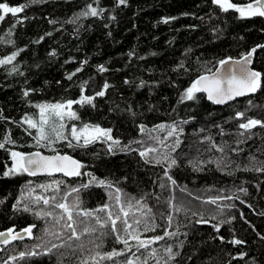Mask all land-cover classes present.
I'll return each instance as SVG.
<instances>
[{
    "label": "trees",
    "instance_id": "trees-1",
    "mask_svg": "<svg viewBox=\"0 0 264 264\" xmlns=\"http://www.w3.org/2000/svg\"><path fill=\"white\" fill-rule=\"evenodd\" d=\"M0 3L25 5L15 15L0 10L4 15L0 60L17 54L10 63L0 64V143L7 136L14 142L0 148V200H5L0 205V232L35 225L30 237L0 246V264H126L129 259L137 264L145 260L147 264H264V172L255 170L264 166L263 16L242 17L231 8L225 11L214 0ZM89 6L98 14L82 15L90 11ZM252 48H256L254 68L261 72V86L253 95L223 106L200 93L192 100L182 98L198 76ZM100 91L105 95L97 96ZM81 96L94 100L72 104L71 110L79 117L69 120L72 125L111 129L113 139L120 143L111 151L112 142L104 139L86 147L61 148L57 153L71 154L85 166L80 176H5L11 164L8 148L33 151L32 135L39 132L41 115L37 106L79 101ZM238 112L244 116L238 117ZM27 118L37 128L25 123ZM249 119L262 124L241 129L239 125ZM161 125L178 127L169 136L170 129L158 130ZM148 148L157 149L149 153L152 162L139 155ZM165 155L168 160L154 162ZM172 159L177 163L169 167ZM92 177L105 184L85 183ZM55 181L61 182L59 188ZM41 185L51 187L46 190ZM72 188L79 192H72L65 201ZM53 196L57 203L70 206L79 198V208L73 212L79 239H69L72 233L62 227L64 221L56 223L53 217L42 215L62 212L53 207ZM37 197L50 203L37 202ZM217 197L221 199L216 204L209 202ZM105 205V211H98ZM121 205L129 213L126 218ZM25 206L30 210L25 211ZM84 211L95 212L102 222L108 219V211L113 218L120 215L116 226L121 236L124 219L132 225L129 231L138 230L141 239L165 232L175 235L139 250L135 240L125 237L131 247L128 251L110 223L101 228L95 216L77 215ZM201 219L208 222H198ZM145 223L155 225V230L145 232ZM84 227L96 231L86 233ZM53 244L58 247L49 252ZM169 247L172 258L166 251ZM152 249H156L154 257ZM113 251L122 254L101 259Z\"/></svg>",
    "mask_w": 264,
    "mask_h": 264
},
{
    "label": "snow or ice",
    "instance_id": "snow-or-ice-1",
    "mask_svg": "<svg viewBox=\"0 0 264 264\" xmlns=\"http://www.w3.org/2000/svg\"><path fill=\"white\" fill-rule=\"evenodd\" d=\"M126 0H120V3L123 4L125 3ZM215 3L221 5V7L227 11L230 8H236V10L240 13V15L243 16H255V15H260L264 16V3L261 2V0H255L256 6L254 7L252 4H248L246 8H237L236 5L231 4L228 2V0H214ZM25 5H21L19 7H11L7 3H0V10L3 11L4 15H7L9 13L15 15L21 11H23V8ZM90 7V6H89ZM97 10L96 8H91L89 12L82 13V15H92L95 16L97 15ZM4 15H0V20L4 19ZM256 51V49H252L251 52H249L247 55H245L242 58V61H236L235 65H239V68H237L235 65L232 67H229L226 71V73L221 74L219 71L211 74H204L198 77L190 87L186 89V92L184 96L182 97L183 99L187 100H192L195 98V94L198 92H206L207 93V98L210 101H213L216 104H223L226 103L227 101L233 100L238 96H244L248 93H255L258 88L261 86V73L258 71H253L248 68V65L251 63V57L252 54ZM54 54V53H53ZM17 54L14 53L11 57H8L4 60H0V64H7L10 63L11 60L15 59V56ZM230 59V58H229ZM221 68H224L225 65L228 64L227 60H222L219 62ZM103 67L101 66V71H104ZM79 71V69H78ZM210 71V70H209ZM75 73H73L74 75ZM71 79V76L68 77ZM108 87L107 84L104 85V88L106 89ZM25 95H28L27 92H25ZM97 96H104L105 92L100 91L96 93ZM94 100V97H89V96H81L79 101H67L66 104H43V105H38L37 107L40 108V123H39V137L37 139V144H39L41 141H47L48 143L44 145L45 147L54 144L57 141H67L68 147L69 148H74V147H86L98 140L104 139L106 141H111L112 143L109 144V151L112 150L113 145H118L120 142L118 140H114L112 135H111V129H104L99 127L98 125H89L85 124L83 127H81L79 130L75 125L71 127V137L72 139L70 140L68 136L64 134V129L65 125L64 124H59L57 126H53L52 128V133L53 136L50 137L46 131H45V125L48 123V117L46 116V112L51 110V112L58 117L60 120H63L65 116H67L69 119H79L77 114L73 111H71V107L73 103H79V104H91L92 101ZM67 109L68 111H65ZM238 117H243L244 113L238 112L237 113ZM25 123H27L31 128H37V123L32 121L30 118H27L25 120ZM258 124H262L261 121L259 120H253L249 119L246 123H242L239 125L241 129H251L255 127ZM160 127H164L161 125ZM175 128L172 129L168 133L169 136L173 135L175 132ZM73 140L75 143H73ZM82 141V142H81ZM5 143H14L10 136L5 137ZM5 143H0V148L5 147ZM179 145V141H177V146ZM54 150V149H53ZM123 150V149H122ZM55 151V150H54ZM157 149L155 148H148L145 151H141L139 155L143 158H145L146 161H148V156L149 153L156 152ZM219 151L223 152L224 149L220 148ZM11 157L14 161L13 166L9 168L4 175L9 176V175H16V174H22V173H27L29 175L35 176L38 173H47L48 175H52L53 173H63L65 176L68 177H73V176H80L82 173L80 169L85 167L80 161L73 159L71 156L68 155H60V154H55L51 156H45L42 155L39 151L34 152V153H22V152H17L13 151L11 152ZM168 160V156L165 155L163 156V159L161 158H156L154 162L156 164H161L164 161ZM152 162V161H148ZM177 161L175 159H172L169 163V167L172 165H176ZM219 166V164H218ZM247 170H252V169H245ZM256 171H261L264 172V166H261L259 168L255 169ZM171 179V177H169ZM56 187L59 188L60 181H55L54 182ZM93 183H98L100 185H104L105 181L103 180H97L95 177H92L89 180V184ZM174 184L175 181H172ZM89 185H82V187H88ZM40 187H43L47 190L48 187H51V185H41ZM163 187V185H161ZM72 192H79L78 188H72L69 193H67L63 199L66 201L67 196L71 195ZM37 202L43 200V203L45 205L50 203L49 199H45L44 197H37ZM51 202L53 203V207L56 209H61L62 212L57 215L53 216V212H44L42 215L44 216H50L53 217V219L56 221V223H60V221H65L66 222L62 225L63 228H66L70 230L72 233V236L69 237V239H72L75 237L76 239H79V236L76 235V227L75 225L77 224L76 219L73 217V212L79 208V198L74 201V203L70 206L66 202H56V197L53 196L50 198ZM221 199L220 197H217L215 199L210 200L209 202L212 204H216L217 200ZM117 202L119 203L120 197H116ZM19 203V202H18ZM133 205L129 202L128 208L131 209ZM108 208V205L103 206L100 208L98 211H105ZM25 211H29L30 209L25 206L24 208ZM176 211H180L179 208L175 209ZM120 212L123 213V217L126 218L128 216V211L125 210L124 206H120ZM36 215H41V213H36ZM77 215H83L84 217H91L95 216V221L96 224L100 225L101 228L107 227L110 223V226L112 228V231L116 233L117 240L118 242H122L125 247L128 249V251H131V247L129 246V239L135 240L137 242V250L139 249H147L150 244L154 243L155 241L158 240H163L164 236H172L175 235V233L171 232H165L164 236H155L151 239H141L140 234L138 230H133L129 231V229L132 228L131 224L127 223V219L123 220V232L124 235L121 236L119 234V231L117 230L116 226V221L121 220L122 217L120 215H116L115 218H113V213L111 211L107 212L108 219L105 221H101V218L99 216L95 215V212L93 211H84L82 213L77 212ZM168 221L169 223L172 220V216H168ZM200 223H207L208 221H205L201 219L198 221ZM83 223V221H81ZM135 224L139 225L140 221L135 220ZM32 227H35V225H32L28 228H25L23 231L27 233L28 235L32 234ZM155 225L149 226L147 223H145L144 226V231H154L155 230ZM215 227V226H214ZM219 229L217 228V231ZM13 229H9L7 233H2L0 232V236H8L11 239H17V238H22L20 237L19 233H16L15 235H12ZM96 231L95 228L93 227H84L83 232H94ZM128 237V238H125ZM221 239H223L221 237ZM4 243L8 242V239H5L3 241ZM232 243L235 244H240L242 241L240 240H234ZM58 245L53 244L51 248H48V251L51 252L52 248H56ZM166 251L169 253V257L172 258V249L169 247L166 249ZM34 254V253H31ZM122 253L113 251L111 253L105 254V256L101 257V259H111L114 256L121 255ZM156 254V249H152L150 255L155 256ZM21 257H23L25 254L21 253ZM97 256L100 254L97 253ZM15 259V257H13ZM93 259H95L93 257ZM98 264V262H97ZM126 264H137L136 260L129 259L126 261ZM144 264H147V261H144ZM159 264V262H157ZM167 264V262H165Z\"/></svg>",
    "mask_w": 264,
    "mask_h": 264
},
{
    "label": "water",
    "instance_id": "water-1",
    "mask_svg": "<svg viewBox=\"0 0 264 264\" xmlns=\"http://www.w3.org/2000/svg\"><path fill=\"white\" fill-rule=\"evenodd\" d=\"M261 2L262 3H264V0H261ZM231 4H234V5H236L237 6V8H246L247 7V5L248 4H252L254 7L256 6V4H255V0H249V1H247V2H243V3H233V2H230ZM21 5H23V4H20V5H17V6H15V7H19V6H21ZM232 10H234V11H236V12H238L237 10H236V8H231ZM239 13V12H238ZM264 17V16H263ZM252 49H256V48H252ZM251 49V50H252ZM251 50L249 51V52H251ZM248 52V53H249ZM248 53H246L245 55H247ZM245 55H243L242 57H239V58H235V57H229V58H226V59H224V60H227L228 61V64L227 65H225L224 66V68H221V66H220V63L217 65V67L213 70V71H211V72H208V73H204V74H211V73H215V72H220L221 74H224V73H226V71H227V69L229 68V67H232L233 65H235V62L236 61H242V58L245 56ZM254 60H255V52L252 54V57H251V63L248 65V68L250 69V70H253V71H258V72H260L259 70H257L256 68H254ZM237 68H239V65H235ZM261 73V72H260ZM204 74H202V75H204ZM201 76V75H200ZM199 77V76H198ZM198 77L196 78V79H198ZM195 79V80H196ZM198 93H200V94H203L205 97H206V99L208 100V98H207V93L206 92H198ZM254 93H248V94H246V95H244V96H238V97H236L235 99H233V100H230V101H227L226 103H223V104H216V103H214L213 101H210V100H208L209 102H211V103H213V104H215V105H217V106H223V105H226V104H228V103H231L232 101H235V100H238V99H243V98H246V97H249V96H251V95H253ZM253 120H255V119H253ZM259 125V124H258ZM13 151H16V150H13ZM38 150H33V151H29V152H25V154H28V153H34V152H37ZM42 155H45V156H51V155H55V154H60V155H68V156H71L73 159H75V160H78L76 157H74L73 155H71V154H68V153H52V154H48V153H44V152H42V151H39ZM79 161V160H78ZM81 170V169H80ZM29 175V174H28ZM30 176H32V175H30ZM51 176H65L63 173H53L52 175H48L47 173H38L37 175H35V176H32V177H51ZM65 177H68V176H65ZM73 177H75V176H73ZM24 230V229H23ZM23 230H19V231H14L13 233H12V235H15L16 233H19L20 234V237H22V238H17V239H11L10 237H8V236H0V244H3L4 242V240L5 239H8V242H10V241H15V240H21V239H24V238H26L27 236H28V234L27 233H25ZM8 232V230H5V231H2V233H7Z\"/></svg>",
    "mask_w": 264,
    "mask_h": 264
},
{
    "label": "rangeland",
    "instance_id": "rangeland-1",
    "mask_svg": "<svg viewBox=\"0 0 264 264\" xmlns=\"http://www.w3.org/2000/svg\"><path fill=\"white\" fill-rule=\"evenodd\" d=\"M228 2L230 3V0H228ZM61 104H66V102L65 103H61ZM65 111H68L67 109H65ZM72 111V110H71ZM41 116V115H40ZM46 116L48 117V123L45 125V131H46V133L50 136V137H52L53 136V133H52V128H53V126H57L58 127V125L59 124H64L65 125V129H64V134L66 135V136H68V138L71 140L72 139V137H71V132H70V130H71V127L73 126L72 125V123H71V121H69L70 119L67 117V116H65V118L63 119V120H60L58 117H56L52 112H51V110H49L48 112H46ZM39 123H40V120H39ZM178 126H174V125H172V126H167V127H161L160 129H158V130H160V132L161 131H163V130H166V129H170L171 131H172V129L173 128H177ZM38 128H39V124H38ZM79 130V129H78ZM38 137H39V132H38V134H33L32 135V140H33V142H31V146H32V148H33V150H43V151H49V153L51 152V151H54L55 150V152L54 153H57V152H60L59 150L61 149V148H63V147H68V144H67V141H63V140H61V141H57V142H55L54 144H52V145H49V146H47V147H45L44 145H46L48 142L45 140V141H41L39 144H37V139H38ZM73 143H75V141L73 140ZM54 149V150H53ZM11 152H12V148H8V153H9V157H10V162H11V164H10V168L13 166V163H14V161H13V159H12V157H11ZM90 180V179H89ZM89 180L87 181V182H85V183H89ZM35 184V189H36V191H40V188H39V185L37 184V183H34ZM39 194H42V192L41 193H39ZM4 201L5 200H0V205H2L3 203H4ZM64 222H66V221H64ZM65 230H67V229H65ZM29 237L31 236V235H28ZM143 239H145V238H143ZM142 239V240H143ZM8 243V242H7ZM7 243H3V244H0V246H3V245H5V244H7Z\"/></svg>",
    "mask_w": 264,
    "mask_h": 264
},
{
    "label": "bare ground",
    "instance_id": "bare-ground-1",
    "mask_svg": "<svg viewBox=\"0 0 264 264\" xmlns=\"http://www.w3.org/2000/svg\"><path fill=\"white\" fill-rule=\"evenodd\" d=\"M61 1V0H60ZM112 1V0H111ZM19 2V1H18ZM110 2V1H109ZM13 3V2H12ZM72 10V9H71ZM10 15V14H9ZM12 17V16H11ZM17 19V18H16ZM19 22V21H18ZM16 24V23H15ZM18 24H20V23H18ZM22 24V23H21ZM16 27V26H15ZM23 29V28H22ZM20 32V31H19ZM21 33V32H20ZM13 39V38H12ZM5 40V39H4ZM1 42V41H0ZM3 42V41H2ZM10 42V41H9ZM15 45V44H14ZM8 46V45H7ZM19 46H21V45H19ZM14 47V46H13ZM1 49V48H0ZM10 50V49H9ZM1 52V51H0Z\"/></svg>",
    "mask_w": 264,
    "mask_h": 264
},
{
    "label": "flooded vegetation",
    "instance_id": "flooded-vegetation-1",
    "mask_svg": "<svg viewBox=\"0 0 264 264\" xmlns=\"http://www.w3.org/2000/svg\"><path fill=\"white\" fill-rule=\"evenodd\" d=\"M221 6V5H220Z\"/></svg>",
    "mask_w": 264,
    "mask_h": 264
}]
</instances>
